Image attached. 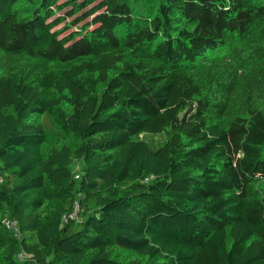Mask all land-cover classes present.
<instances>
[{
	"label": "trees",
	"instance_id": "trees-1",
	"mask_svg": "<svg viewBox=\"0 0 264 264\" xmlns=\"http://www.w3.org/2000/svg\"><path fill=\"white\" fill-rule=\"evenodd\" d=\"M0 264H264V0H0Z\"/></svg>",
	"mask_w": 264,
	"mask_h": 264
},
{
	"label": "built area",
	"instance_id": "built-area-1",
	"mask_svg": "<svg viewBox=\"0 0 264 264\" xmlns=\"http://www.w3.org/2000/svg\"><path fill=\"white\" fill-rule=\"evenodd\" d=\"M79 212H80V206L79 204H76L75 210L73 211L72 214H70V217L77 216ZM5 224L8 228L11 229L16 228V221L13 219H9V218L5 219Z\"/></svg>",
	"mask_w": 264,
	"mask_h": 264
}]
</instances>
